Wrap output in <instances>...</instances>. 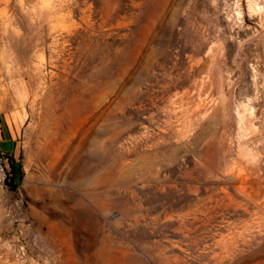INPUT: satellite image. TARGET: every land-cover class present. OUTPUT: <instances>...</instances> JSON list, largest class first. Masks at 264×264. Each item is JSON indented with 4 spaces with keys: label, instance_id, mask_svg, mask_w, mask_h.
<instances>
[{
    "label": "rangeland",
    "instance_id": "obj_1",
    "mask_svg": "<svg viewBox=\"0 0 264 264\" xmlns=\"http://www.w3.org/2000/svg\"><path fill=\"white\" fill-rule=\"evenodd\" d=\"M0 264H264V0H0Z\"/></svg>",
    "mask_w": 264,
    "mask_h": 264
},
{
    "label": "trees",
    "instance_id": "obj_2",
    "mask_svg": "<svg viewBox=\"0 0 264 264\" xmlns=\"http://www.w3.org/2000/svg\"><path fill=\"white\" fill-rule=\"evenodd\" d=\"M10 172H9V182L11 187H18L22 179V168L21 164L16 162L15 159L11 158Z\"/></svg>",
    "mask_w": 264,
    "mask_h": 264
},
{
    "label": "built area",
    "instance_id": "obj_3",
    "mask_svg": "<svg viewBox=\"0 0 264 264\" xmlns=\"http://www.w3.org/2000/svg\"><path fill=\"white\" fill-rule=\"evenodd\" d=\"M11 158L9 155L0 152V183L6 184L9 182V172H10V163Z\"/></svg>",
    "mask_w": 264,
    "mask_h": 264
}]
</instances>
